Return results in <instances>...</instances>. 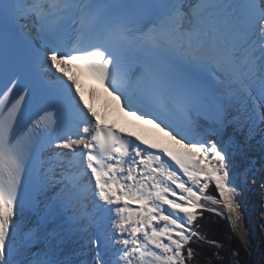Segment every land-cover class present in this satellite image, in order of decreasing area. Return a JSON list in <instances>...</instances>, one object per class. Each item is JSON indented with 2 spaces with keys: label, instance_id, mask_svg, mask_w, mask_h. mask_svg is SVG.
Listing matches in <instances>:
<instances>
[{
  "label": "snow or ice",
  "instance_id": "snow-or-ice-1",
  "mask_svg": "<svg viewBox=\"0 0 264 264\" xmlns=\"http://www.w3.org/2000/svg\"><path fill=\"white\" fill-rule=\"evenodd\" d=\"M73 69L173 147L102 125ZM253 140L264 0H0V264H192L203 211L247 246Z\"/></svg>",
  "mask_w": 264,
  "mask_h": 264
},
{
  "label": "bare ground",
  "instance_id": "bare-ground-1",
  "mask_svg": "<svg viewBox=\"0 0 264 264\" xmlns=\"http://www.w3.org/2000/svg\"><path fill=\"white\" fill-rule=\"evenodd\" d=\"M73 75L80 81L81 94L83 95L84 102L90 105L94 111L97 112L99 122L102 125L109 126L122 134L131 133L133 137L140 136L142 139L147 140L149 143L173 147L171 141L160 133L157 129L150 125L141 123L132 117L125 115L111 97L107 95L103 87L94 82H86L81 80L77 73L73 70ZM94 91L97 95L92 98L90 92ZM232 134V130H228V135ZM242 139V137H241ZM258 140V138H257ZM246 155L237 156L235 159L236 171L244 170L249 163V159L261 163L264 160L260 146L256 140L251 142L250 147L246 150ZM255 184L249 182L247 186L241 185L242 199L248 203L253 197L258 202V208L255 210V224L258 233H261L264 228V189L260 187V183L264 182V169L257 170ZM255 190V195L252 191ZM252 204V203H251ZM261 204L263 207H260ZM244 221V220H243ZM242 221V222H243Z\"/></svg>",
  "mask_w": 264,
  "mask_h": 264
},
{
  "label": "trees",
  "instance_id": "trees-1",
  "mask_svg": "<svg viewBox=\"0 0 264 264\" xmlns=\"http://www.w3.org/2000/svg\"><path fill=\"white\" fill-rule=\"evenodd\" d=\"M210 189L213 193L207 192V195L216 196L214 185H211ZM206 207L219 210L218 206L210 202ZM195 226L206 237V241H217L222 247L217 248L206 241H201L199 243L201 256L192 264H208L209 258H211V264H237V262L238 264H264V236L252 253L241 242L239 235L231 229L229 222L212 211H203L202 214H198ZM216 252L220 253V258L214 255Z\"/></svg>",
  "mask_w": 264,
  "mask_h": 264
},
{
  "label": "rangeland",
  "instance_id": "rangeland-1",
  "mask_svg": "<svg viewBox=\"0 0 264 264\" xmlns=\"http://www.w3.org/2000/svg\"><path fill=\"white\" fill-rule=\"evenodd\" d=\"M96 95L97 94L94 91L90 92V96L92 98L96 97ZM261 164H264V160L261 161V163L256 162L257 170L264 169V168H261ZM210 186L207 189V192L213 193L212 190L210 189ZM238 186L241 187V185L239 183H238ZM252 193L255 195V190H253ZM254 198H256V197H253V199L250 202L246 203L242 199L241 194H239L237 196V199L240 201V203L242 205V213H243V220H244L242 222V225L244 228L247 229V232H248L247 239H248L249 243L247 244L246 248L249 249L252 253L256 250L260 240L264 236V228H263L261 233H258L257 229H256L254 216H255V210L258 208L257 207L258 202ZM259 205H260V207H263L261 204H259Z\"/></svg>",
  "mask_w": 264,
  "mask_h": 264
}]
</instances>
